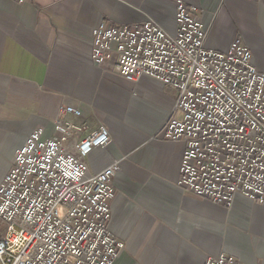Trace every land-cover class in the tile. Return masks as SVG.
I'll return each instance as SVG.
<instances>
[{
	"label": "crops",
	"instance_id": "1",
	"mask_svg": "<svg viewBox=\"0 0 264 264\" xmlns=\"http://www.w3.org/2000/svg\"><path fill=\"white\" fill-rule=\"evenodd\" d=\"M178 0H0V182L15 151L56 122L82 129L79 141L104 126L109 143L86 159L89 174L117 163L108 229L124 244L114 264H203L221 253L236 264H264V207L236 195L229 206L197 198L177 185L183 144L155 138L175 93L142 77L129 82L90 60L91 32L152 21L175 32ZM197 8L205 47L225 51L236 37L264 73V4L248 0H181ZM62 106L80 117L59 115ZM66 144V146H67Z\"/></svg>",
	"mask_w": 264,
	"mask_h": 264
},
{
	"label": "built area",
	"instance_id": "2",
	"mask_svg": "<svg viewBox=\"0 0 264 264\" xmlns=\"http://www.w3.org/2000/svg\"><path fill=\"white\" fill-rule=\"evenodd\" d=\"M174 12L173 34L152 21L99 24L90 60L96 66L113 60L125 80L148 77L175 93L155 138L183 144L180 188L217 205L242 195L264 207V73L239 37L225 51L206 48L197 8L178 0ZM59 115L81 112L62 106ZM55 130L59 136L51 139L41 129L30 133L0 182V264H114L124 248L108 229L119 166L89 174L85 164L107 146L108 132L99 126L70 149L82 129L57 121ZM203 264L236 261L221 253Z\"/></svg>",
	"mask_w": 264,
	"mask_h": 264
},
{
	"label": "rangeland",
	"instance_id": "3",
	"mask_svg": "<svg viewBox=\"0 0 264 264\" xmlns=\"http://www.w3.org/2000/svg\"><path fill=\"white\" fill-rule=\"evenodd\" d=\"M5 226L3 223L0 222V233H2V231L4 230Z\"/></svg>",
	"mask_w": 264,
	"mask_h": 264
}]
</instances>
